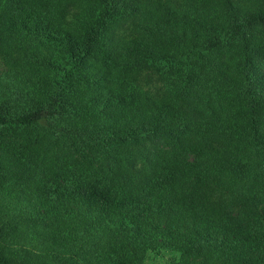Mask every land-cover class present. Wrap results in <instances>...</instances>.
<instances>
[{
  "label": "trees",
  "instance_id": "trees-1",
  "mask_svg": "<svg viewBox=\"0 0 264 264\" xmlns=\"http://www.w3.org/2000/svg\"><path fill=\"white\" fill-rule=\"evenodd\" d=\"M65 1L0 0V264H264V0Z\"/></svg>",
  "mask_w": 264,
  "mask_h": 264
},
{
  "label": "rangeland",
  "instance_id": "rangeland-1",
  "mask_svg": "<svg viewBox=\"0 0 264 264\" xmlns=\"http://www.w3.org/2000/svg\"><path fill=\"white\" fill-rule=\"evenodd\" d=\"M67 3H71L68 0L64 2L65 6H67ZM79 5L78 2H74L72 4L73 7H77ZM122 30V29H121ZM120 30V31H121ZM9 69V64H7L2 57H0V74L2 73H6V71ZM155 81L154 82H148V84L145 82H143V77L138 78L137 80L140 81L142 84L144 83V87L145 89H149L150 87L154 90V89H158L161 85V81L160 82H156V77L154 78ZM23 142V138L20 139L19 143ZM17 146V145H15ZM139 163V162H138ZM26 245V248L32 250L34 257L38 258V256H40V254L42 253L41 247L42 245H40L39 241H30V237H24L20 240L16 239L13 240L11 242V244L13 245ZM175 254L171 253V252H161L160 254H155V253H151L149 254L145 264H173L175 261ZM19 259L20 261H26V255L25 253L21 252L19 253ZM45 261H43L41 258L38 261L35 260H31L30 264H44Z\"/></svg>",
  "mask_w": 264,
  "mask_h": 264
}]
</instances>
